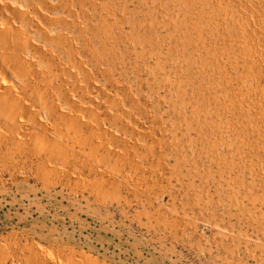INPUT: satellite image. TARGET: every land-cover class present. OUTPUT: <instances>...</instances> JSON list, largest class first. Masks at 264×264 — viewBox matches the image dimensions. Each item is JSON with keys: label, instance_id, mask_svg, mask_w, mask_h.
<instances>
[{"label": "bare ground", "instance_id": "bare-ground-1", "mask_svg": "<svg viewBox=\"0 0 264 264\" xmlns=\"http://www.w3.org/2000/svg\"><path fill=\"white\" fill-rule=\"evenodd\" d=\"M162 1L0 0V154L161 209L215 168L264 207V0ZM83 251L0 237V264H108Z\"/></svg>", "mask_w": 264, "mask_h": 264}, {"label": "rangeland", "instance_id": "rangeland-1", "mask_svg": "<svg viewBox=\"0 0 264 264\" xmlns=\"http://www.w3.org/2000/svg\"><path fill=\"white\" fill-rule=\"evenodd\" d=\"M153 1L150 0L151 5ZM177 9L174 12L178 17L182 11ZM164 14L158 17L162 19ZM180 15L185 21L190 17ZM182 28L184 24L173 31ZM0 130L10 134L4 127ZM29 159H22L19 151L7 156L0 154L3 236L16 231L36 238L39 234L56 237L108 264H264V207L256 208L249 196L262 192L251 179L244 186L237 184L239 193L234 195L229 188V184L235 185L233 177L224 172L218 182L215 168H211L209 175H205L207 183L199 179L192 182L191 189L195 191L191 192L197 193L204 203L197 205L191 192L179 187L163 201L171 209L175 204L172 212L168 206H150L125 189L83 191L89 171L84 170V181L78 179L69 184L55 174L42 175L37 159ZM250 212L262 220L261 226L250 221Z\"/></svg>", "mask_w": 264, "mask_h": 264}]
</instances>
